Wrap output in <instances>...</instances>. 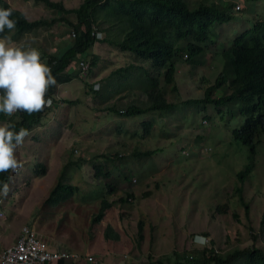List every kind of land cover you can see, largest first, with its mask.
I'll return each instance as SVG.
<instances>
[{
  "label": "rangeland",
  "instance_id": "rangeland-1",
  "mask_svg": "<svg viewBox=\"0 0 264 264\" xmlns=\"http://www.w3.org/2000/svg\"><path fill=\"white\" fill-rule=\"evenodd\" d=\"M5 1L31 21L58 18L55 11L33 0ZM52 1L72 9L84 0ZM210 1L233 4V11L243 18L242 23L217 24L218 29L240 31L264 17V0L255 1L251 13L246 11V0H187L191 8ZM68 17L76 21L74 15ZM104 27L101 22L95 25V31L102 33L100 39L108 36ZM72 31L62 21L24 34L10 30L0 38L11 46L38 49L46 63L48 55L63 52V46L74 40ZM92 53L96 59L92 71L90 60L81 67L72 65L76 78L59 83L58 106L49 105L44 123L16 150L23 167L11 171L10 191L0 197V255L24 226L52 247L93 255L92 264H147L148 256L174 260L175 253L193 256L204 248L221 254L252 247L264 251V135L258 142L254 171L240 182L237 174L251 154L232 132L245 122L246 112L240 111L245 101L223 107L182 104L202 98L204 90L215 83L224 68L221 54L209 52L195 61L184 56L176 76L178 93L168 95V101L178 107L166 113L122 117L107 108H125L137 98L118 94L113 74L129 64L144 67L146 62L106 42H97ZM252 99L254 103L261 100L264 112V95ZM146 120L151 122L149 131L143 126ZM146 152L152 154L144 156ZM37 165H45L46 171ZM96 165L111 171L112 177L100 178ZM64 169L62 180L77 191L67 202L52 207L48 199ZM107 183L115 188L111 195ZM101 196L108 197L113 206L103 220L94 223ZM109 228L114 238L108 237ZM196 235L205 241L195 242Z\"/></svg>",
  "mask_w": 264,
  "mask_h": 264
},
{
  "label": "trees",
  "instance_id": "trees-1",
  "mask_svg": "<svg viewBox=\"0 0 264 264\" xmlns=\"http://www.w3.org/2000/svg\"><path fill=\"white\" fill-rule=\"evenodd\" d=\"M33 1L55 11L58 18L52 21L42 19L31 21L22 11L14 9L7 1L0 0V7L13 9L16 26L12 30L24 34L41 28H50L55 23L63 21L72 28V35L75 34L74 37L72 36L74 40L63 46V52L60 50L59 54L47 56L46 64L52 69L57 81L46 93L52 97L53 109L59 104L55 98L59 83H66L76 78L77 70L75 71L72 65L77 63L80 66V63L90 60V71L96 65L92 50L97 42H106L121 51L134 53L138 60L146 62L144 67L139 64H129L113 74L118 79V94L127 93L128 96L137 98L131 100L125 108L114 106L107 108V112L122 117H141L150 112L166 113L178 107V103L168 101V95L178 93L176 76L179 63L185 61L184 56L195 61V58H204L207 53L216 52L221 54L224 68L215 83L204 90L202 98L183 101L182 104L223 107L243 99L245 105L240 111L244 110L247 116L245 115L244 124L234 129L232 134L237 143L249 148L251 155L245 168L237 174L238 180L244 182L254 171L258 142H261L264 135V112L260 111L261 100L258 99V102L254 103L252 99L264 95V17L255 23L252 22L247 29L227 31L218 29L216 25L243 21L242 16L233 11V4L221 6L220 3L210 1L191 8L187 0H84L79 7L68 9L63 2ZM255 1L259 0H246L248 13L254 11L252 4ZM71 15L76 17V21L69 19L68 16ZM98 22L105 25L102 29L108 36L104 39L97 37L95 25ZM8 31L10 30L5 29L0 35H5ZM44 57L45 55L40 56L41 60ZM133 76L136 80H133ZM123 84L126 85V89L123 88ZM224 87V91L218 95L217 92ZM133 89L136 90V94ZM222 110L220 108L218 113L222 114ZM48 111H50L49 106L31 114L22 110L11 116L0 113V121L11 123L16 130L20 127L27 128L30 133L35 127L44 123L43 119ZM143 126L145 131H149L151 122L146 120ZM119 133H122L120 129ZM151 154L152 152H146L144 156L149 157ZM37 167L46 171L45 165H37ZM95 170L100 178L112 177V172H104L102 165H96ZM64 174L65 169L48 199V204L52 207L67 202L77 191L76 186L62 180ZM10 175L11 170L0 172V182L9 184ZM106 185L109 187V195L115 192L113 186L108 183ZM237 190L242 196V188ZM121 201L125 200L121 199ZM112 206L113 203L108 197L101 196V207L93 222L103 220L106 211ZM108 237L114 238L111 228L108 230ZM140 238H142L141 225ZM79 262L68 261L65 264ZM147 264H264V251L252 247L234 249L221 254L214 248H204L193 256L186 252L175 253L174 260H171L170 256H163L157 260L148 256Z\"/></svg>",
  "mask_w": 264,
  "mask_h": 264
},
{
  "label": "clouds",
  "instance_id": "clouds-1",
  "mask_svg": "<svg viewBox=\"0 0 264 264\" xmlns=\"http://www.w3.org/2000/svg\"><path fill=\"white\" fill-rule=\"evenodd\" d=\"M239 8L237 5L236 9ZM15 26L13 9L0 7V33ZM97 37L101 38L102 33H97ZM56 83L52 69L41 60L38 49L11 46L0 38V113L11 116L18 110L29 114L41 111L52 104V97L46 93ZM28 135L27 128L16 130L11 123L0 124V172H16L23 167L16 150ZM9 191V184L0 182V197H6ZM193 239L197 243L205 241L201 235Z\"/></svg>",
  "mask_w": 264,
  "mask_h": 264
},
{
  "label": "built area",
  "instance_id": "built-area-1",
  "mask_svg": "<svg viewBox=\"0 0 264 264\" xmlns=\"http://www.w3.org/2000/svg\"><path fill=\"white\" fill-rule=\"evenodd\" d=\"M73 37L75 34L72 35ZM85 63H80V66ZM68 261L93 263L94 256L52 247L41 235L24 226L17 240L0 255V264H65Z\"/></svg>",
  "mask_w": 264,
  "mask_h": 264
}]
</instances>
